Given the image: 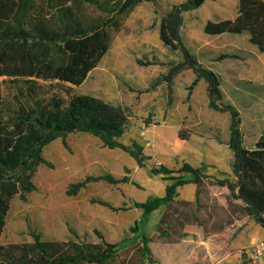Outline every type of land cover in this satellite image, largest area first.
Instances as JSON below:
<instances>
[{
    "label": "rangeland",
    "instance_id": "374dc122",
    "mask_svg": "<svg viewBox=\"0 0 264 264\" xmlns=\"http://www.w3.org/2000/svg\"><path fill=\"white\" fill-rule=\"evenodd\" d=\"M180 1L183 0L139 3L114 34L107 52L77 86L57 80L0 77V113L4 118L36 101L47 103L60 98L66 102V89L90 94L125 110L129 122L118 140L125 145L136 141L147 156L144 165L138 166L126 152L109 149L87 133L68 134V149L60 139L53 140L42 150L52 167H36L32 177L35 188L26 201L17 196L10 200L1 244L31 241V228L44 240L117 243L121 251L115 264H139L135 244L138 233L129 230L137 221L138 229L150 237L148 246L154 264H264V253L255 256L252 251L261 242L264 247V229L243 213L240 200L231 198L224 186L214 184L212 178L204 179L200 185L198 208L175 203L143 216L142 209L131 206L133 201L163 195L165 186L173 182L162 173H150V168L158 164L170 169L179 168L184 161L193 166L203 164V173L235 180L233 152L226 144L230 115L208 107L206 81L200 79L189 90L194 74L182 70L169 87L164 81L146 91L171 63L182 58L179 50L164 46L158 36L160 18L171 4ZM87 11L100 13L92 6ZM236 12L237 0H206L199 8L183 14L180 35L189 52L221 76L222 101L239 112L243 143L251 147L264 126V51L250 44L245 33L218 36L202 30L207 19L215 21ZM228 52L239 58L216 60L220 53ZM139 59L143 64L137 62ZM150 61L156 63L147 64ZM178 130L187 139H179ZM104 174L113 178L126 176L128 181L91 180L75 194H66L70 183ZM177 175L189 177L183 172L171 174ZM189 186H180L175 199L183 200ZM173 210L179 212L176 219L166 214ZM162 215L168 227H159ZM183 222L193 227L192 232L170 241L176 238L175 232ZM247 222L245 230L237 233L239 226ZM161 228L172 231L168 239L157 236ZM240 244L251 245L236 248ZM226 257L231 261L225 262Z\"/></svg>",
    "mask_w": 264,
    "mask_h": 264
},
{
    "label": "trees",
    "instance_id": "16d2710c",
    "mask_svg": "<svg viewBox=\"0 0 264 264\" xmlns=\"http://www.w3.org/2000/svg\"><path fill=\"white\" fill-rule=\"evenodd\" d=\"M149 1L153 0H0V77L57 80L76 86L81 84L107 52L114 34L120 30L135 6ZM204 1L183 0L171 4L160 18V41L172 50H179L182 58L171 63L168 71L156 77L146 91L164 81L170 85L172 78L182 70H191L194 74L189 90L204 79L207 83L208 107L219 112L226 111L230 115L226 144L233 152L232 173L235 180L207 175L203 173V164L193 166L184 161L177 169L158 164L150 168V173H162L173 182L165 186L163 195L133 201L131 206L142 209L143 216L175 203L198 208L200 185L204 179L212 178L214 184L224 186L231 198L240 200L243 213L264 229V126L251 147L244 145L239 112L222 101L221 76L203 66L181 41L183 14L198 8ZM237 1L234 18L207 20L203 32L209 35L244 32L249 35L250 44L260 52L264 51V0ZM89 6L100 13L90 14L87 11ZM225 58L235 59L239 55L220 53L216 60ZM137 62L143 64L140 59ZM154 63L150 61L147 64ZM65 93L66 102L52 98L47 103L36 101L27 107L20 106L5 118L0 113V235L10 200L17 196L21 201H26L27 195L35 188L32 177L36 167L41 164L52 167L43 157L42 150L53 140L60 139L64 148L68 149V134L87 133L97 137L109 149L118 148L126 152L138 166H143L147 159L142 145L136 141L125 145L118 140L129 122L123 108L90 94L71 93L68 89ZM177 137L187 139L180 130ZM180 172L189 177L171 176ZM91 180L119 183L127 182L128 178H113L109 174L86 176L83 180L70 183L66 194H75ZM187 183L196 186L194 201L176 200L177 189ZM166 214L174 219L179 217L176 210L167 211ZM163 215L159 219V227L167 226ZM29 230L31 241L0 243V264H115L121 251L117 243H94L71 238L44 240L39 233L31 228ZM129 230L138 233L139 239L135 244H138L139 264H154L155 259L148 246L150 237L138 229L137 221ZM157 232L158 237L168 239L172 231L161 228ZM191 232L192 226L183 222L181 229L175 232L176 238L170 241H177ZM70 233L75 235L72 231ZM220 234L226 236L225 233Z\"/></svg>",
    "mask_w": 264,
    "mask_h": 264
},
{
    "label": "crops",
    "instance_id": "0c3cea01",
    "mask_svg": "<svg viewBox=\"0 0 264 264\" xmlns=\"http://www.w3.org/2000/svg\"><path fill=\"white\" fill-rule=\"evenodd\" d=\"M206 1V0H205ZM205 1H204V3H205ZM181 2V1H180ZM238 2V1H237ZM178 3V2H177ZM203 3V4H204ZM174 4V3H173ZM202 4V5H203ZM201 5V6H202ZM171 6V5H170ZM136 7V6H135ZM170 8V7H169ZM168 8V9H169ZM199 8V7H198ZM135 9V8H134ZM134 9H133V11H134ZM132 11V12H133ZM131 12V13H132ZM131 13L129 14V16L131 15ZM236 14H237V12H236ZM236 14L234 15V16H230V17H223V18H221V19H218V20H215V21H219V20H223V19H232V18H234L235 16H236ZM128 16V17H129ZM128 17H127V19H128ZM126 19V20H127ZM125 20V21H126ZM207 20H211V19H207ZM206 20V21H207ZM205 21V22H206ZM211 21H213V20H211ZM244 33V32H243ZM222 34H235V33H228V32H223V33H220V34H217L218 36H222ZM240 34H242V33H240ZM246 37H247V40H248V34L247 33H245L244 34ZM223 36H227V35H223ZM253 45V44H252ZM255 46V45H254ZM256 47V46H255ZM257 48V47H256ZM263 52V51H262ZM228 53H234V52H228ZM228 139H229V137H228ZM228 141V140H227ZM227 143V142H226ZM215 162V161H214ZM200 165V164H199ZM190 184V186L187 188V192H186V195H184V196H182V198H183V200H185V201H189V202H193L194 201V199H195V190H196V186H195V184H193V183H189ZM248 223L249 222H247V223H243L244 225H240L239 226V230L237 231V233L238 232H243V230H245L244 229V227H246L247 225H248ZM247 224V225H246ZM246 225V226H245ZM193 228V227H192ZM196 232V231H195ZM249 245H251V244H240V245H238V246H236V248H242V247H246V246H249ZM235 247V246H234ZM262 260V259H261ZM227 261H231L230 260V257H226L225 258V262H227ZM225 262H223V263H225Z\"/></svg>",
    "mask_w": 264,
    "mask_h": 264
},
{
    "label": "built area",
    "instance_id": "2783aa9c",
    "mask_svg": "<svg viewBox=\"0 0 264 264\" xmlns=\"http://www.w3.org/2000/svg\"><path fill=\"white\" fill-rule=\"evenodd\" d=\"M252 251H253V253H255V256H259L260 253H261L262 251H264L263 243L261 242V243L255 245V246L252 248Z\"/></svg>",
    "mask_w": 264,
    "mask_h": 264
},
{
    "label": "bare ground",
    "instance_id": "6f19581e",
    "mask_svg": "<svg viewBox=\"0 0 264 264\" xmlns=\"http://www.w3.org/2000/svg\"><path fill=\"white\" fill-rule=\"evenodd\" d=\"M264 252L262 251L260 254L262 255Z\"/></svg>",
    "mask_w": 264,
    "mask_h": 264
}]
</instances>
